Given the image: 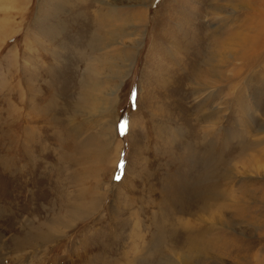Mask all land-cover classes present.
I'll list each match as a JSON object with an SVG mask.
<instances>
[{
    "label": "rangeland",
    "instance_id": "1",
    "mask_svg": "<svg viewBox=\"0 0 264 264\" xmlns=\"http://www.w3.org/2000/svg\"><path fill=\"white\" fill-rule=\"evenodd\" d=\"M0 264H264V0H0Z\"/></svg>",
    "mask_w": 264,
    "mask_h": 264
},
{
    "label": "snow or ice",
    "instance_id": "2",
    "mask_svg": "<svg viewBox=\"0 0 264 264\" xmlns=\"http://www.w3.org/2000/svg\"><path fill=\"white\" fill-rule=\"evenodd\" d=\"M126 127H127V122H126V121H124V122H122V123L120 124L119 128H120V134H121V135L126 134V132H125ZM121 168H123V164L121 165ZM117 179H119V177H118Z\"/></svg>",
    "mask_w": 264,
    "mask_h": 264
}]
</instances>
